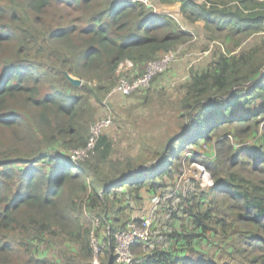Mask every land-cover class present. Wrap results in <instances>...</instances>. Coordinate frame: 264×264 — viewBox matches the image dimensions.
I'll list each match as a JSON object with an SVG mask.
<instances>
[{
	"label": "trees",
	"instance_id": "1",
	"mask_svg": "<svg viewBox=\"0 0 264 264\" xmlns=\"http://www.w3.org/2000/svg\"><path fill=\"white\" fill-rule=\"evenodd\" d=\"M155 2L178 5L222 49L189 73L180 107L183 117L197 111L195 126L169 139L147 169L102 184L113 152L106 135L78 167L54 148L86 145L87 95L109 93L120 62L140 74L192 33L139 0H0V264H92L82 213L106 227L102 264H115L114 234L130 219L108 222L114 189L157 196L180 174L181 153L201 141L214 144L215 160L193 161L213 186L191 191L178 209L183 222L172 219L161 243L152 222L151 244L133 247L138 264H264V0ZM251 136L253 145L239 146ZM56 242L57 258L48 254Z\"/></svg>",
	"mask_w": 264,
	"mask_h": 264
},
{
	"label": "rangeland",
	"instance_id": "2",
	"mask_svg": "<svg viewBox=\"0 0 264 264\" xmlns=\"http://www.w3.org/2000/svg\"><path fill=\"white\" fill-rule=\"evenodd\" d=\"M145 1L150 6L153 5L157 14L174 12L171 14L177 20L178 25L190 31L192 36L188 42L170 51L176 54V61L163 74L156 76L147 89L125 97L120 95L108 97L110 92L87 95L88 119L85 122L84 138L86 134L88 135L87 128L96 120L106 117H110L112 120L111 127L103 133L111 141L113 152L100 169L102 174L104 173L99 182L102 184L103 178L105 181H109V178L113 179L114 176L125 175L128 169H132L130 174L147 169L151 164L152 155L162 151L169 139L179 135L182 130L189 129L190 123L195 126L193 116L196 118L197 111L183 117L180 107V101L185 96V85L189 80V73L191 70L202 71L207 68L214 59L217 48L222 49L218 42H208L201 36V24H188L178 16L176 5L161 6L155 0ZM136 71L139 72L142 69ZM116 81L117 78L115 83ZM263 123V120L260 121L257 130L259 136L262 134L261 124ZM254 141L255 139L251 136L244 142L239 141V146L253 145ZM53 151L56 157L68 158L69 151L61 145L56 146ZM181 155L180 174L175 176L174 181L169 182V184L172 183L171 187L167 190H160L157 194L156 216L163 222L165 218H168V221L173 223L172 219L177 216L183 222L184 216L179 214L178 210L181 203L187 205V201L191 199L192 190L201 191L213 186L209 172L202 165L193 161L196 157L214 161L216 155L212 142L201 141L189 150L182 152ZM182 194L186 197L184 200L180 197ZM164 198H170V200L165 202ZM134 213L140 214L141 210H135ZM81 218L87 226L92 227L91 217L82 213ZM127 219L129 218L123 219L121 223ZM103 229L107 231L105 226H100L99 230L103 231ZM100 231H97L95 236L102 242V237H99ZM62 248V243L53 244L52 250L56 253L54 254L55 258L59 257V251ZM106 248L107 246L104 244L103 255L99 256L101 264L107 258L105 257Z\"/></svg>",
	"mask_w": 264,
	"mask_h": 264
},
{
	"label": "built area",
	"instance_id": "3",
	"mask_svg": "<svg viewBox=\"0 0 264 264\" xmlns=\"http://www.w3.org/2000/svg\"><path fill=\"white\" fill-rule=\"evenodd\" d=\"M147 4L145 0H139ZM263 1V0H258ZM264 34V23H263ZM176 54L169 52L161 58L147 63L140 74L135 73L134 65L129 60H124L117 65L116 74L118 80L115 86L111 89L110 95L129 96L135 92L143 91L150 86L152 80L163 74L172 63L176 61ZM112 120L110 117L102 118L93 122L88 128L87 142L84 147L77 148L69 152V158L77 167L80 163L87 160L90 154L93 153L100 136L110 128ZM153 203H158V198L153 199ZM101 224L98 219L93 220L90 233V247L92 249V264H101L100 257L103 255L104 243L100 242L95 236ZM152 219L145 217L140 221L128 220L114 234L113 256L115 264H138V261L133 253V247L136 244H141L146 250L153 239ZM99 258V259H98Z\"/></svg>",
	"mask_w": 264,
	"mask_h": 264
},
{
	"label": "crops",
	"instance_id": "4",
	"mask_svg": "<svg viewBox=\"0 0 264 264\" xmlns=\"http://www.w3.org/2000/svg\"><path fill=\"white\" fill-rule=\"evenodd\" d=\"M161 6H173V5H161ZM176 8H177L176 13L179 16L178 5H176ZM171 13L174 14V12H169L167 15H169L173 19H175V17ZM159 14H161V13H159ZM201 27L202 26H200V28ZM200 31H201V36L204 37V35H203L204 31L202 30V28L200 29ZM114 190L118 194L119 199H115V204L113 206L111 204V206H110V213L108 215V217H109L108 222L110 224H113L114 226H116V225L118 226V224H120L122 222V220L125 218H129V219H132L135 221H140L141 219H143L145 217H150L152 219V222H153L157 243H161L162 240L164 239V236H161V235H163V233H169L173 229L176 228V224L169 222L168 218H165L164 222H163V220H160L159 218H157V216H156L157 204L153 203V199L158 198L157 196L150 195V194L144 192L143 194L139 195V199H135L130 194L124 195L125 190L122 187L116 188ZM117 209H120V212L117 213L116 212ZM135 210H137V211L141 210V213L136 214V213H134ZM106 235H107V233L104 229H103V231H100L99 237L100 236L102 237V243H104ZM42 251L46 252L47 250L42 248ZM48 251H49L48 254L49 253L53 254V255L56 254V253H54V250L53 251L48 250Z\"/></svg>",
	"mask_w": 264,
	"mask_h": 264
},
{
	"label": "water",
	"instance_id": "5",
	"mask_svg": "<svg viewBox=\"0 0 264 264\" xmlns=\"http://www.w3.org/2000/svg\"><path fill=\"white\" fill-rule=\"evenodd\" d=\"M148 7L150 8L151 6H148ZM66 78H67L68 82H69L73 87H79V86L81 85V81L78 80V79H73V78H71V77H69V76H66Z\"/></svg>",
	"mask_w": 264,
	"mask_h": 264
}]
</instances>
